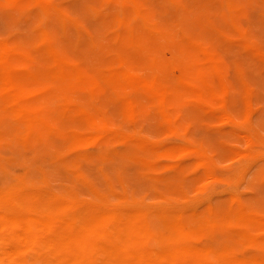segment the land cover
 Listing matches in <instances>:
<instances>
[{"label":"rangeland","instance_id":"1","mask_svg":"<svg viewBox=\"0 0 264 264\" xmlns=\"http://www.w3.org/2000/svg\"><path fill=\"white\" fill-rule=\"evenodd\" d=\"M43 1L47 13L28 0H0V41L14 51L15 87L41 123L24 136L0 108V193L8 196L0 211L132 215L153 237L167 233L162 221L196 226L211 213L215 226L188 239L218 255L209 253V262L220 264L225 252L264 264V0H135L139 18L116 0ZM118 14L127 17L122 26L113 22ZM40 30L92 85L46 70ZM109 67L154 80L162 109L137 81L104 82ZM71 131L84 138L73 141ZM238 207L255 217H233ZM0 236L8 245L17 239ZM163 242L138 241L145 249ZM33 246L24 244L19 258L50 264L60 248Z\"/></svg>","mask_w":264,"mask_h":264},{"label":"bare ground","instance_id":"2","mask_svg":"<svg viewBox=\"0 0 264 264\" xmlns=\"http://www.w3.org/2000/svg\"><path fill=\"white\" fill-rule=\"evenodd\" d=\"M6 1L9 3H15L21 0ZM28 1L44 13H47L50 9V5L43 0ZM116 1L121 4H130L132 16L134 18L140 17V12L136 7L135 0ZM58 12L60 18L65 20L66 16H64L62 12ZM126 19L127 17L125 15L118 14L113 17V22L117 26H122L126 22ZM127 42L132 43V37L130 34L127 35ZM9 45L10 44L0 41V97L3 99L0 108L7 112L9 111L18 119L24 130V136H26L33 130L34 123L40 122L35 113L25 110L21 104L17 88L15 87L16 83L14 81L17 73L12 71L10 66L11 55H13L14 51ZM39 46L45 60L47 61V65L49 64L46 70H49L50 74L63 80H72L74 83L82 86L87 85L88 87L92 85V82L89 79L83 77L78 69L74 68L68 61H65L64 58L48 44L47 31L40 30ZM191 66L189 68H191ZM180 67L182 66H179V70L181 69ZM183 67H185V65ZM200 68H202V66ZM183 71L182 74L187 77L188 74H184ZM28 73L30 74L32 72L28 71L26 74ZM209 74L208 77L210 76ZM192 75H194V73ZM191 79L192 77H190V80ZM195 79L196 78H194V81ZM102 80L104 82H114L118 80L122 82L137 81L138 86L152 95L158 103V106L160 107L159 109H162L161 104L163 96L157 87H155L154 80L141 79L130 74L126 70L124 71L120 68L112 67L106 69L105 76H103ZM197 86L199 85L197 84ZM125 107L127 112L131 114L133 110L131 103L126 102ZM80 114L83 115L82 118L86 123L88 122L90 125H93L94 120L91 116L88 114L86 115L83 110H80ZM97 136L89 135L90 139ZM70 138L76 142L84 137L78 132L71 131ZM90 139L88 138L87 140ZM137 145L140 146L142 150H150L151 152L156 151L154 146L150 144L145 145L141 141H139ZM137 161L146 170H150L151 167H153L148 159L138 157ZM145 176L150 178L152 177V174L151 172H147ZM207 176L208 175L205 174L204 180H206ZM5 199H8L7 194L3 192L0 193V200ZM233 217H240L247 220L253 219L255 216L252 213H245L241 207H238V210L233 213ZM162 224L167 233L156 234L153 237L148 234L149 231L144 228V225L140 223V220L132 215H118L116 213L108 214L106 212H95L92 210L89 212L76 210L75 212L68 213L65 209L40 213L11 211L10 214L6 213L5 210H1L0 232H12L17 239L15 242H12L11 245H8L6 242L7 239L0 236V248H2L0 264H29L18 256L19 251H21L23 245L26 243L28 244V247H34L33 245H58L60 248L52 253L53 258L50 264H215L211 261L209 262L207 258L209 253L215 258L218 257L216 253L211 251L207 252L200 246L188 241L193 232H205L208 227L215 226V219L211 213L204 218L199 219L198 222L196 221V226L186 225L181 219H173L168 222L162 221ZM152 238L153 240H164L162 246H159L157 249H145L138 243V241H149ZM170 239L172 240V243H168V241L170 242ZM220 256H222L219 261L220 264L260 263L257 258L255 259L249 256H234L230 254L227 256V253L225 252H222Z\"/></svg>","mask_w":264,"mask_h":264}]
</instances>
